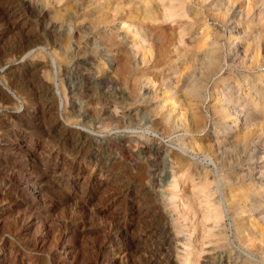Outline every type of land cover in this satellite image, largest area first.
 I'll use <instances>...</instances> for the list:
<instances>
[{"label": "rangeland", "instance_id": "obj_1", "mask_svg": "<svg viewBox=\"0 0 264 264\" xmlns=\"http://www.w3.org/2000/svg\"><path fill=\"white\" fill-rule=\"evenodd\" d=\"M121 2L119 12L114 0H0V97L13 99L0 108V125L13 129L7 122L19 119L0 138V173L7 169L14 178L0 181V264H186L189 254L194 264H264L263 250L247 247L249 232L231 203L242 182L245 146L241 139L228 143L222 131L218 139L213 134L222 129L214 103L229 64L228 29L216 16L224 0H184L185 30L171 21L141 23L144 37L129 32L127 18L142 0ZM258 10L263 22L254 28L264 41ZM37 38L31 49L19 51ZM67 41L61 63L56 54ZM212 52L218 60L210 68ZM191 87L193 94L186 92ZM62 88L73 89L71 118L63 111ZM183 97L199 104L204 130L164 123L170 105L177 112L185 108ZM66 134L65 143L60 138ZM78 135H84L83 151L75 157L69 150L80 144ZM90 151L109 172L93 169ZM179 157L188 171L172 166L178 177L192 175L173 188L171 162ZM40 174L47 177L41 184L18 183ZM206 176L204 195L192 181ZM212 204L223 210L217 222L203 217Z\"/></svg>", "mask_w": 264, "mask_h": 264}, {"label": "bare ground", "instance_id": "obj_2", "mask_svg": "<svg viewBox=\"0 0 264 264\" xmlns=\"http://www.w3.org/2000/svg\"><path fill=\"white\" fill-rule=\"evenodd\" d=\"M199 1L205 2L206 0H199ZM185 2H184V0H142L143 7L135 5L134 10H131L130 15H128V17H127L128 19H132V22L128 25L129 30H130L129 32L132 34L141 35L144 37L145 36V33H144L145 29L143 28L141 23H144V24L146 23V25L150 24L152 26L154 24L160 26L161 24H164V23H167L170 21L172 23H175V25H177L178 28H183V30H185L188 26V25L185 26V23L182 20L183 17L184 18L188 17V10L185 9L186 8ZM114 3H115L116 11L120 12L121 8L123 7L121 0H114ZM223 4H224L223 5L224 11L220 12L216 16L222 18L223 22L226 24L225 25L226 29H228V31H227L228 34H227V39H226L227 41L225 43L227 45V50L229 52V61H228L229 64H227L228 67L226 69V75L222 79V81L224 83V88L222 90H219L218 91L219 93L217 95H215V103H214V107L217 110V112L215 113V111H214V113L216 116H218L221 119V120L219 119V121H222L221 122L222 123V129H219L217 131H215V129H213V134L216 135L215 139H218L217 135H220V133L222 131L223 135H226V136L228 135L229 139L231 138L229 140L228 137H226V136L224 137V138H226V141L228 143H230V144L235 143L236 144L238 142V140L241 139V141L243 142V144L245 146L244 148L246 149L245 150L246 164H245L244 168H242V170H243L242 175L240 172H239L240 175L237 174V175H239V181L242 180V182L240 185L239 193H237V195L236 194L231 195V203L232 202L234 203V205H233L234 213L236 214V216L239 219H241L242 225L249 232L248 235H246L247 240L245 239L247 241V247L251 248L252 250L254 249V251L255 250H257V251L263 250V253H264V41L262 40V34L260 32L256 33V30H255L256 27L254 28V26H257V24L260 25V23L255 24L256 21H259V22L262 21L263 22V18H262L263 16L260 14V12L258 10V5L261 7L262 12L264 13V0H224ZM215 5L216 6L218 5V1H216ZM101 14H103V13L101 12ZM134 19L137 20V21H135L136 23L133 22ZM133 38H134V44H135L136 37L133 36ZM39 39L36 41H32V40L30 41L29 40V43H26V45L21 47V50H19V51H26L29 48L31 49V46H33L34 44H37L36 42H40ZM66 49L68 50V41H67V44L65 42V45L62 46L61 52L56 54L57 59L61 63L65 61L64 52ZM161 49L164 50L163 47H161ZM212 53H214V52H212ZM14 55H16V54H14ZM180 55L182 57L186 54L185 53H181V54L179 53V56ZM211 56L212 57L209 59L211 61L209 62V60H208V62L210 63V68L213 67L211 65H213V63H215L218 60V57L215 55V53H214V56L213 55H211ZM128 59H126V58L121 59V62H122L121 71L123 73L127 72L128 69L130 68V65H129L130 62ZM142 60H143L142 61L143 64L147 65L148 61H145V59H142ZM206 60H207V58H206ZM131 70H132V68H131ZM124 74H126V73H124ZM1 78H3V77H1ZM56 78H57V76H56ZM56 78H55V81H56ZM52 81H53V79H52ZM181 82H182V80H181ZM5 83H6L5 85L9 89L10 86L7 83V81H5ZM132 84L133 85H131L132 86L131 90L133 92H136V88H137V86L135 85L136 83H132ZM185 87H186V85H185ZM52 90H54V89H52ZM72 90L73 89H71V88H67V89L62 88V90L58 91V92H60L61 99L63 100V103H64L63 111H64L65 115L68 116L69 118H71L72 115H74V110H75V100L72 96V93H73ZM186 92L192 93V94L195 93L193 87H191L189 90L186 89ZM53 95L55 96V93ZM53 95H51V96H53ZM137 96H139V95H137ZM183 98H185V97H183ZM134 99H136V97ZM46 100H44V102H45L44 105L49 108V105H51V104H49V102ZM11 101L13 102V99L11 98V96L2 97L0 100V108H4L5 105L10 103ZM183 104H184L185 108L182 111H178V112H177V108L175 107V105H170V107L168 106L169 108H167L165 106L167 108V110H166V114H165L164 118L163 117L162 118H163V121L166 124V126L170 127L171 123L172 124H178L179 123V125L181 124V126H183L187 131H191V132L196 131L197 132V130H200V131L204 130L205 127L203 128V126L205 124V122H204L205 119H204V115L199 110L200 109L199 104L193 99L192 100L188 99V101L186 99V101H184ZM157 112H158V110H157ZM158 115H159V113H158ZM10 119L11 120L7 122V124H8L7 126H11V127H13V129H5L4 126L0 125V138H1V136H3V134H9L10 131L15 130L14 127L17 125V122L19 119L16 116H13ZM205 125H207V124H205ZM173 127H174V125H173ZM67 131L68 130H65V132H67ZM14 134H16V133H14ZM14 134H13V136H17ZM46 136H47V139L50 138L49 134H47ZM78 136L79 137L77 140L80 143V141L82 140L81 138L84 135H78ZM67 137H68L67 134L61 135L60 139H61V141L63 140V142L65 140V143H66ZM15 138H17V137H15ZM2 140H3V138H2ZM31 140H32V138H31ZM44 140H46V139H44ZM219 141L215 142L218 147L221 144V142H219ZM90 144H92V143H90ZM73 145H74V143H73ZM80 145H81V143L80 144L77 143V145L70 147L71 149L69 151H70V153L75 154V157H77L79 155V153L81 152V150L83 148ZM51 146L53 147L52 144H51ZM150 147H152V146H150ZM234 147H236V146L234 145ZM156 150H158V147H153L152 149H150V152L152 154H157L158 152ZM51 151H44V149H43V152L51 153ZM70 153H69V155H70ZM96 154H98V153H93V152L91 153V151H90V152H88L86 157L89 159L90 162L94 163L93 169L98 170V168H99L100 173H102V171L105 167H101V168L99 167L98 160L95 157ZM75 157H73V158H75ZM174 159H172V162L170 161L171 167L178 165L179 170L187 169L186 168L187 163L185 164L184 163L185 161L183 159H181L180 157L177 158L176 160H174ZM187 162H188V160H187ZM88 164H90V163H88ZM6 166H8V165H6ZM215 166H216V168H218L216 163H215ZM1 167H3V166H1ZM3 171H4V169H3ZM105 171L109 172L110 168L109 167L105 168ZM185 171H188V169ZM185 171H184V174L181 178H186L187 176L184 177L185 175H188V177L192 175V172L186 173ZM64 172H61V173H64ZM170 172H172V174H171L172 180L169 181V183H170L169 186L175 188L181 179V178H179L180 176L178 177L179 171H176L172 167V170H170ZM14 177L18 178L17 174ZM22 178H24V177H22ZM46 178H47L46 176H44L43 174H40L39 177L35 176V178H27L26 177V178L22 179L21 182H18V183H20L22 186L29 188L31 186L36 185L37 183L41 184V182H43ZM236 178H238V177H236ZM236 178H234V180ZM88 179H90V177H88ZM12 180H14L13 175H12V171H9V170L7 171V169H6L5 172L0 173V181L10 183ZM86 181L88 182L89 180H86ZM16 182H17V180H16ZM208 184H209V179L206 176V177H204V180L201 183L197 184L194 181H192V188L195 189L196 192H200V193H203L205 195L208 191L207 190V188L209 187ZM19 187H20V185H19ZM47 192H49V191H47ZM123 195L124 196L129 195L128 190H125ZM212 205H214V204H212ZM212 207H214V208L211 209V211H209L208 214L203 216V217L205 219H207V218L213 219L214 218L217 222L221 218L223 210L219 206L214 205ZM206 209H208V208H206ZM235 214H233V215H235ZM236 221H237V219H236ZM205 223H207L206 220H205L204 224ZM205 225L203 228H205ZM114 228H116V231H118V230L120 231V229L122 228L121 222H118ZM207 228L208 227L206 226V230H207ZM236 230H237V227H236ZM239 230H240V228H239ZM210 233H211V231H210ZM243 233H245V232H243ZM254 240H257L258 242L256 243V242H254ZM246 249H248V248H246ZM263 253H262V255H263ZM190 257H191V254H189L188 258H186L184 260V263L194 264L197 261V260L195 261L194 257H193V260L195 261L193 263V261Z\"/></svg>", "mask_w": 264, "mask_h": 264}]
</instances>
